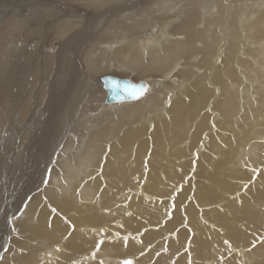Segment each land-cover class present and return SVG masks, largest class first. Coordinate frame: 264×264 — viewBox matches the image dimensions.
I'll return each mask as SVG.
<instances>
[{"label": "bare ground", "instance_id": "6f19581e", "mask_svg": "<svg viewBox=\"0 0 264 264\" xmlns=\"http://www.w3.org/2000/svg\"><path fill=\"white\" fill-rule=\"evenodd\" d=\"M0 103V264H264V0H0Z\"/></svg>", "mask_w": 264, "mask_h": 264}, {"label": "rangeland", "instance_id": "374dc122", "mask_svg": "<svg viewBox=\"0 0 264 264\" xmlns=\"http://www.w3.org/2000/svg\"><path fill=\"white\" fill-rule=\"evenodd\" d=\"M106 91V90H105ZM11 103H9L8 104V107H9V105H10ZM7 107V108H8ZM2 108H4L3 107V103H0V141H1V139H2V137L4 138V139H7V138H9L10 136H11V133L8 131V129L9 128H11L12 130L13 129H15L16 128V126L18 125V123L20 122L18 119H17V117H14V122H11V120H10V118H9V116H6L5 115V113H4V111H3V109ZM89 111H87V113H88ZM38 116H39V114H37ZM34 116V118H33V120L31 121V126L33 127L34 126V129H37V128H39V126L40 125H42L43 124V113H42V116ZM57 116V115H56ZM59 118H61V119H63V120H65V121H70V116H69V114H66V113H62V114H60V116H58ZM40 118V119H39ZM51 118V117H50ZM39 119V120H38ZM55 119V123L56 124H58V126H59V129H62V127L60 126V124H63V121L62 122H60V120H58V119H56V118H54ZM42 121V122H41ZM57 121V122H56ZM34 124V125H33ZM36 127V128H35ZM42 128H44L43 126H42ZM12 140L11 139H9L8 140V142H11ZM263 156H264V154H262ZM12 163H13V167H11V171H10V174H11V176H13V178L16 176V174H17V171L19 170L18 168H19V164L18 163H16L15 161H13L12 160ZM258 163V165H257V167L256 166H254V164H257ZM248 169L249 170H251V171H253L255 174L252 176V178H250L251 180H247V183H245L244 184V186L243 187H241V189H242V192L244 193V190L245 191H247V192H252V199H263L264 200V195L262 196L260 193L262 192L261 190H263L264 191V189H262V187H261V189H260V187L258 188V187H255V188H249L250 187V184H248V183H251L252 181V183H254V178H255V176H257V175H263L264 176V159L262 160V159H259V160H257V161H255V162H253V165H252V163H249V166H248ZM1 174H0V180H2V178L4 177L3 176V173H2V171L0 172ZM248 179V178H247ZM3 182V181H2ZM236 183H238V181H236ZM244 182H242V181H239V183L238 184H240L241 186H242V184H243ZM247 185H249V186H247ZM256 185V184H255ZM255 185H253V186H255ZM0 187H1V183H0ZM249 189H250V191H249ZM253 190V191H252ZM260 190V191H259ZM264 208V207H263ZM264 210V209H263ZM171 216V215H170ZM169 216V217H170ZM154 228H156V227H151V229H154ZM190 234H191V231H190ZM171 236L173 235V234H170ZM169 236V235H168ZM259 239V241H264V235H263V233L262 234H259V237H258ZM191 240V239H190ZM249 248V247H248ZM234 248H232L231 249V247H229V250L228 251H225L223 254L227 257V259H228V257L230 258H232L233 260L235 259V255H237V254H235L234 253V250H233ZM158 250V253H160V252H162V250L161 249H157ZM231 250V251H230ZM232 252V253H231ZM127 256H134V254H130V255H127ZM234 256V257H233ZM235 261V260H234ZM101 264V263H100ZM152 264V263H151ZM249 264H252V263H249Z\"/></svg>", "mask_w": 264, "mask_h": 264}, {"label": "water", "instance_id": "95a60500", "mask_svg": "<svg viewBox=\"0 0 264 264\" xmlns=\"http://www.w3.org/2000/svg\"><path fill=\"white\" fill-rule=\"evenodd\" d=\"M104 87L108 91L107 101H119V100H129L140 97L145 92L144 84L137 83L127 78H119L114 76L105 77ZM140 89V93L133 95V91Z\"/></svg>", "mask_w": 264, "mask_h": 264}, {"label": "snow or ice", "instance_id": "6c2138e0", "mask_svg": "<svg viewBox=\"0 0 264 264\" xmlns=\"http://www.w3.org/2000/svg\"><path fill=\"white\" fill-rule=\"evenodd\" d=\"M140 91H141L140 89H136V90L133 91L132 94L136 95L137 93H140ZM101 243H103V242H101ZM97 248H99V245H97ZM129 264H130V262H129Z\"/></svg>", "mask_w": 264, "mask_h": 264}]
</instances>
